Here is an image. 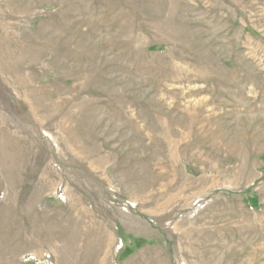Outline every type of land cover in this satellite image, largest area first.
I'll return each instance as SVG.
<instances>
[{"label":"rangeland","instance_id":"rangeland-1","mask_svg":"<svg viewBox=\"0 0 264 264\" xmlns=\"http://www.w3.org/2000/svg\"><path fill=\"white\" fill-rule=\"evenodd\" d=\"M0 264H264V0H0Z\"/></svg>","mask_w":264,"mask_h":264}]
</instances>
